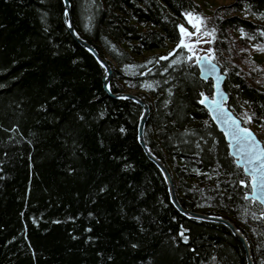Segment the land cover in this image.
Wrapping results in <instances>:
<instances>
[{
    "label": "trees",
    "instance_id": "trees-1",
    "mask_svg": "<svg viewBox=\"0 0 264 264\" xmlns=\"http://www.w3.org/2000/svg\"><path fill=\"white\" fill-rule=\"evenodd\" d=\"M71 2L77 30L106 58L114 45L131 58L159 52L156 61L176 46L183 13L200 10L195 0ZM63 12V0H0V264H246L228 227L190 219L172 204L138 141L141 107L107 94L104 68L71 35ZM262 12L264 0H234L210 21L223 71V52L237 62L224 84L228 106L249 126L248 108L264 130V89L240 66L250 52L262 53L253 45L264 37L239 31L264 28ZM109 61L113 91H126L122 69ZM155 61L142 77L153 85L148 143L169 166L183 205L233 220L255 264H264V208L245 199L250 178L199 103L213 81L193 62ZM248 213L255 224L246 225Z\"/></svg>",
    "mask_w": 264,
    "mask_h": 264
},
{
    "label": "snow or ice",
    "instance_id": "snow-or-ice-1",
    "mask_svg": "<svg viewBox=\"0 0 264 264\" xmlns=\"http://www.w3.org/2000/svg\"><path fill=\"white\" fill-rule=\"evenodd\" d=\"M250 9L251 5H245L244 11L246 16L252 14ZM183 16L187 21V24L191 25L193 30H189V28L183 23L176 24L175 27L178 29L179 37L176 47L166 56L157 59L155 63L158 64L160 60L167 61L169 57H172V64L183 63L185 61L193 62L200 67L202 74L216 73L218 68L217 63L214 62L216 57L215 49L209 47L206 50H202L199 48V45L211 44L215 40L216 29L214 27L209 29L207 27V17H204L200 13L185 11ZM259 18L264 19V12L259 13ZM239 31L242 36L247 37L250 40H255L257 34L264 37V28H257L255 33H248L242 27L239 28ZM204 37H210L211 39L206 40ZM253 47L260 52H264V45L254 44ZM201 51L204 52L203 55H201ZM181 55H183V59H181ZM146 63L152 64L153 61L148 60ZM126 67L133 68L135 65H126ZM167 70V68H164V71ZM151 71L152 69H148V72ZM141 74L143 75L145 73ZM145 87H153V85L148 84L145 85ZM199 96L202 97L199 100V103L208 108L212 113V119L217 123L224 125L225 134L231 141L230 147L235 149L233 155L239 157L235 163L238 166L244 165L243 171L247 173L250 178L251 191L245 196V199H248L249 196H251L254 200L258 199L261 205H264V142L259 140L250 128L242 127L240 121L225 107L224 100L226 99V96L220 91L219 76L216 77L215 94L210 97L205 95V93L200 92ZM101 115H103V113ZM244 115L245 120L248 122L252 121V115H248L247 113ZM81 119H83V117H81ZM262 127H264V125H262ZM121 131H123V129H121ZM71 170L72 169H70V171ZM239 184L245 187L249 186L245 179H241ZM261 215H264V213ZM181 228L183 229V226H181ZM187 231L188 229H183L179 233V236L185 243L190 239L189 236L185 235V232ZM133 247H137V245H133ZM193 251L195 250L193 249Z\"/></svg>",
    "mask_w": 264,
    "mask_h": 264
},
{
    "label": "water",
    "instance_id": "water-1",
    "mask_svg": "<svg viewBox=\"0 0 264 264\" xmlns=\"http://www.w3.org/2000/svg\"><path fill=\"white\" fill-rule=\"evenodd\" d=\"M64 2V12H63V18L66 24L67 29L71 33V35L74 37V39L86 50H88L95 58L96 60L101 64V66L104 68V74H103V88L107 92L108 95H110L113 98L117 99H123V100H132L136 104H138L141 109V115L139 118V123H138V129H137V137L138 141L143 148L145 154L147 157L155 163V165L160 169L166 183L168 186V191H169V196L172 204L176 207V209L183 214L184 216L190 218V219H197L201 221H206V222H213V223H220L228 227L233 235L239 239V241L242 243L244 250H245V258L247 261V264H255L254 262V253L252 249L251 242L248 238V236L245 234V232L230 218L224 216V215H219V214H214V213H208L204 211H199V210H191L186 208L178 194L177 186L175 179L173 177V174L167 165V163L159 156L157 153L153 150L151 145L148 143L147 138H146V129H147V124L149 122V119L151 117V104L149 101H147L143 96L133 92V91H113L112 89V79L114 75V67L112 63L109 61L108 58L104 57L100 51L93 45L88 39H86L81 33L77 30L74 21H73V13H72V2L71 0H63ZM67 13V14H65ZM71 25V26H69ZM91 50V51H90ZM203 55V54H202ZM103 62V63H101ZM215 62V61H214ZM217 68L218 71L216 73H203L198 66V69L200 71V78L204 81H213V94H205L208 96H213L215 94V84H216V77H220V91L222 94L226 96V99L224 100V105L225 107L234 115L241 123L242 127H248L250 128L253 133L256 134L257 138L262 141V139L259 137V135L255 132L253 128L250 126L246 125L243 120L228 106L229 100H230V95L227 90L224 88L225 81L227 79V74L223 71L222 67L217 63ZM204 106L207 110L208 108L205 105ZM211 119H212V113L208 110ZM214 124L217 126L220 132L223 133L226 141L229 144V149H230V155L237 160L239 157L236 155H233V152L235 149L230 147V138L225 134V128L223 124L217 123L215 120L212 119ZM263 142V141H262ZM242 169L244 168V165H239ZM245 176L248 177L247 173H245ZM251 184V181H250ZM248 199H253L251 196H249ZM254 200V199H253ZM259 203L258 199H255ZM260 204V203H259ZM264 208V205H262Z\"/></svg>",
    "mask_w": 264,
    "mask_h": 264
},
{
    "label": "rangeland",
    "instance_id": "rangeland-1",
    "mask_svg": "<svg viewBox=\"0 0 264 264\" xmlns=\"http://www.w3.org/2000/svg\"><path fill=\"white\" fill-rule=\"evenodd\" d=\"M234 0H195V3L200 7L199 12L201 15L204 17H207V27L209 29L213 28L212 27V22L210 21V17H212L213 14H215L216 9L220 6L223 5H228ZM194 12V11H193ZM181 23L185 24L186 27L189 28V30H193L191 28V25L187 24V21L184 20ZM216 37V34H215ZM204 39L208 40L211 39L210 37H204ZM215 41V40H214ZM214 41L211 44H201L199 45V48L202 50H206L209 47L214 49ZM114 46V45H113ZM111 46L108 51V59L112 60V62L118 66L123 71V75L125 76V84L126 88L129 91H133L139 95L144 96V98L148 99V91L151 87H145V85H148L149 83L145 81V79H142L144 75L148 72L149 66L151 64H147L146 61L152 60L153 62L155 61V56L159 54V52L156 53H150L146 57H141V58H131L127 55H125L121 48H118L116 46ZM176 46L172 47L168 51H165L164 54L165 56ZM216 53L215 57V62L218 63L221 66V60L220 56ZM252 53L249 59H244L240 63V66L242 69L245 71H250L251 79L255 82V84L259 87L264 89V52L259 53L258 55H255V53ZM204 54L203 51H201V55ZM224 55V61L227 63L228 68L224 69V72L226 74L229 73L230 68L232 66L234 67L237 62L236 60H233L231 57L228 56L227 51L223 52ZM181 59H183V55H181ZM126 65H135L133 68H128ZM145 73V74H141ZM213 94V89L210 91L209 95ZM245 113L250 115L249 109L245 108L243 111V117L245 118ZM247 121V120H246ZM248 122V121H247ZM249 126L255 130V132L259 135V137L264 140V130L260 129L257 127L253 122H248ZM245 223L246 225L250 224L253 225L255 224V217L254 215L248 213L246 214L245 217Z\"/></svg>",
    "mask_w": 264,
    "mask_h": 264
},
{
    "label": "bare ground",
    "instance_id": "bare-ground-1",
    "mask_svg": "<svg viewBox=\"0 0 264 264\" xmlns=\"http://www.w3.org/2000/svg\"><path fill=\"white\" fill-rule=\"evenodd\" d=\"M246 264H247V261H246Z\"/></svg>",
    "mask_w": 264,
    "mask_h": 264
}]
</instances>
